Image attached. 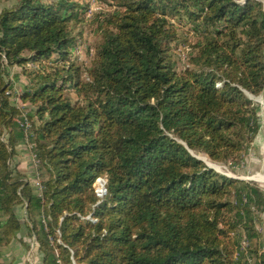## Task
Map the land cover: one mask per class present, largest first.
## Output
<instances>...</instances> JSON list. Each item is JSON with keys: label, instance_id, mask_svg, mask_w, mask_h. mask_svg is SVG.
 Masks as SVG:
<instances>
[{"label": "trees", "instance_id": "16d2710c", "mask_svg": "<svg viewBox=\"0 0 264 264\" xmlns=\"http://www.w3.org/2000/svg\"><path fill=\"white\" fill-rule=\"evenodd\" d=\"M13 1L0 12V257L26 226L43 264H264V189L193 154L239 165L254 148L264 0H102L111 10L94 15L79 0ZM87 23L95 54L71 62ZM180 28L196 39L185 70ZM24 113L42 194L14 164Z\"/></svg>", "mask_w": 264, "mask_h": 264}, {"label": "rangeland", "instance_id": "374dc122", "mask_svg": "<svg viewBox=\"0 0 264 264\" xmlns=\"http://www.w3.org/2000/svg\"><path fill=\"white\" fill-rule=\"evenodd\" d=\"M88 6L89 14L92 15L102 12L105 10H111L107 3L102 0H79ZM14 5L13 0H1L0 1V12L5 8L12 7ZM179 25V24H178ZM96 26L93 23L81 24L75 31V35L82 33L81 39L79 38V47L76 49L75 54L71 57V62L79 63H88L93 55L95 54V47L98 42V36L96 35ZM180 39L174 47V58L177 63V68L179 70H185L186 68H193V65L190 63V54L193 52V46L195 45L196 39L193 34L189 33L187 30L180 28ZM49 66H53L52 63H49ZM11 76L16 81L14 86H18V95L27 87L29 81L27 77L21 75V69L18 66H15L11 69ZM11 77V79H12ZM13 82V81H12ZM16 86V87H17ZM221 86V83H218V87ZM68 96L76 101L78 98L74 92H69ZM252 101L258 107V116L260 119V132L255 140L254 148L247 153L243 161L239 165L233 164H217L211 162L206 156L201 154H194L195 157L204 159L207 163L213 164L215 168L220 171L225 176L237 180H244L248 182H254L264 189V94L260 96H251ZM21 102V101H19ZM19 104V103H18ZM25 109L31 110L32 106L30 104L25 105ZM38 176V173H37ZM263 183V184H262ZM35 186V182L33 184ZM36 188V186H35ZM20 216V214H19ZM91 216V215H88ZM92 217V216H91ZM21 222H26V218L21 215ZM93 219V217H92ZM95 223V219L89 220ZM25 224V223H24ZM258 230L262 233L264 237V215L263 223L259 224ZM54 244V242H51Z\"/></svg>", "mask_w": 264, "mask_h": 264}, {"label": "crops", "instance_id": "0c3cea01", "mask_svg": "<svg viewBox=\"0 0 264 264\" xmlns=\"http://www.w3.org/2000/svg\"><path fill=\"white\" fill-rule=\"evenodd\" d=\"M12 81L16 82L13 77ZM16 86H14V88L18 92V86ZM19 106L22 108L26 107L25 104L21 102H19ZM14 164H17L18 170L27 176L32 184H34L37 179V168L33 161L31 151L25 143L18 146V154L14 158ZM17 214H20L19 217L23 215L26 218V209L19 207L17 209ZM18 238L19 239L13 240L8 246H6V248L1 250L0 263L43 264V254L39 250V245L34 238L29 237L26 226L23 227ZM20 239L23 240V243Z\"/></svg>", "mask_w": 264, "mask_h": 264}, {"label": "built area", "instance_id": "2783aa9c", "mask_svg": "<svg viewBox=\"0 0 264 264\" xmlns=\"http://www.w3.org/2000/svg\"><path fill=\"white\" fill-rule=\"evenodd\" d=\"M3 61L6 62L5 57H3ZM19 101L20 100H18L17 102L19 103ZM22 117H23L24 121L21 122V126L24 128V131H25V137H26L25 144L29 147V149L31 151V155H32L33 161L35 163V166H36V168H38L39 162H38V159H37V155H36V153L34 151V146L35 145L30 142V133H29V131H30V128H31V123L29 122L28 117L26 116V113H24L22 115ZM35 186H36L37 191L39 192V194H42L43 184H42V180L39 178V176H37V179L35 181ZM94 191H95V194H96L97 198L100 200V202L106 197V195H107V177L106 176L98 177L95 180ZM85 219L93 220L91 216H87V217H85ZM96 221L97 220H95V222ZM57 235H58L57 242L61 243V240L59 239L61 233H60L59 230L57 231ZM51 242H54V240L51 239Z\"/></svg>", "mask_w": 264, "mask_h": 264}, {"label": "water", "instance_id": "95a60500", "mask_svg": "<svg viewBox=\"0 0 264 264\" xmlns=\"http://www.w3.org/2000/svg\"><path fill=\"white\" fill-rule=\"evenodd\" d=\"M246 94L249 96V98L252 100V97L246 92ZM198 158V157H197ZM199 160H202V161H204L205 163H206V165L209 167V168H211V169H213V170H215V171H217L218 173H220V174H222L220 171H218L216 168H215V166L213 165V164H209V163H207L204 159H202V158H198ZM222 175H225V174H222ZM240 180H242V179H240Z\"/></svg>", "mask_w": 264, "mask_h": 264}, {"label": "bare ground", "instance_id": "6f19581e", "mask_svg": "<svg viewBox=\"0 0 264 264\" xmlns=\"http://www.w3.org/2000/svg\"><path fill=\"white\" fill-rule=\"evenodd\" d=\"M263 184V183H262Z\"/></svg>", "mask_w": 264, "mask_h": 264}]
</instances>
